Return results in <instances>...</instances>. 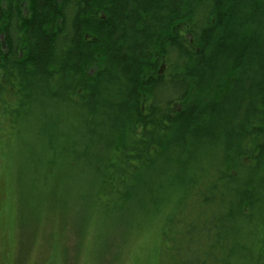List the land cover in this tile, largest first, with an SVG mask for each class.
I'll return each instance as SVG.
<instances>
[{"label":"trees","instance_id":"trees-1","mask_svg":"<svg viewBox=\"0 0 264 264\" xmlns=\"http://www.w3.org/2000/svg\"><path fill=\"white\" fill-rule=\"evenodd\" d=\"M7 121L34 216L176 207L169 264H264V0H0Z\"/></svg>","mask_w":264,"mask_h":264},{"label":"rangeland","instance_id":"rangeland-1","mask_svg":"<svg viewBox=\"0 0 264 264\" xmlns=\"http://www.w3.org/2000/svg\"><path fill=\"white\" fill-rule=\"evenodd\" d=\"M9 124L0 130V264H169V243L163 232L176 207L168 216L166 212L149 218L142 215L136 222L138 205L133 210L136 215L124 217L133 221L116 226H101L102 217L93 214L85 229L80 225L84 214L76 218L72 202L58 218L55 212L34 216L32 206L38 205L41 195L24 187L27 169L15 157V151L24 153V144L18 128ZM183 218H197V214ZM109 227L113 229L108 232ZM100 229L105 231L99 235Z\"/></svg>","mask_w":264,"mask_h":264}]
</instances>
